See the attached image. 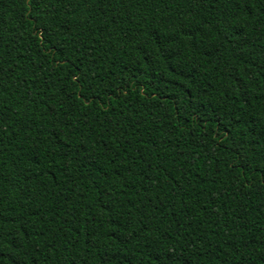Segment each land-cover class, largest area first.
I'll return each instance as SVG.
<instances>
[{
  "label": "trees",
  "instance_id": "16d2710c",
  "mask_svg": "<svg viewBox=\"0 0 264 264\" xmlns=\"http://www.w3.org/2000/svg\"><path fill=\"white\" fill-rule=\"evenodd\" d=\"M0 264H264V0H0Z\"/></svg>",
  "mask_w": 264,
  "mask_h": 264
}]
</instances>
